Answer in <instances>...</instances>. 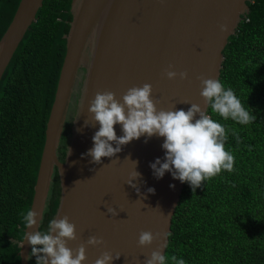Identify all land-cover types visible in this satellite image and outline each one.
I'll list each match as a JSON object with an SVG mask.
<instances>
[{
    "label": "water",
    "instance_id": "obj_1",
    "mask_svg": "<svg viewBox=\"0 0 264 264\" xmlns=\"http://www.w3.org/2000/svg\"><path fill=\"white\" fill-rule=\"evenodd\" d=\"M248 1L71 0L72 19L64 36L65 53L29 209L43 214L56 170L60 194L52 219L67 215L75 224L77 239L68 241V246L76 249L85 244L87 259L82 264H94L104 251L120 255L111 264H144L160 244L167 245L168 236H161L151 245L139 246V234L170 232L184 183L174 179L171 172H165L159 179L154 176L150 163L165 156L164 138L156 135L147 142L146 135L133 139L116 156L102 157L99 164L85 155L93 147L92 137L99 129L93 114L88 112L95 93L112 91L123 102L129 88L150 83L152 98L159 99L158 110L175 107L187 111L191 103L203 108L205 101L197 77L219 79L223 49L248 12ZM42 2L20 0L18 3L0 37V78L25 32L36 20ZM221 24L228 25L226 31L220 30ZM166 69L177 73L187 71L188 79L177 76L170 80L165 75ZM81 70L83 77L78 83ZM78 87L77 100L69 113L73 91ZM67 119L72 121L66 131L64 158L60 160L58 147ZM114 129L117 136L123 135L120 124L114 125ZM133 161L141 173L133 181L139 192L127 183L135 167ZM149 188L155 191L149 192ZM108 208L116 209L117 215L108 213ZM35 228L25 226L18 242L21 264H28L31 248L25 233ZM93 235L102 237L104 244L87 245Z\"/></svg>",
    "mask_w": 264,
    "mask_h": 264
},
{
    "label": "trees",
    "instance_id": "obj_2",
    "mask_svg": "<svg viewBox=\"0 0 264 264\" xmlns=\"http://www.w3.org/2000/svg\"><path fill=\"white\" fill-rule=\"evenodd\" d=\"M20 0H0V37ZM228 37L219 80L256 116L248 125L207 113L227 130L234 170H222L193 194L184 182L175 207L165 255L186 264H264V0ZM72 19L71 0H43L0 78V264H21L18 242L30 208L45 128ZM236 129L240 143L232 134ZM66 131L58 147L66 150ZM60 194L54 170L39 225L46 231ZM30 264L36 257L30 256ZM166 264H173L169 259Z\"/></svg>",
    "mask_w": 264,
    "mask_h": 264
},
{
    "label": "clouds",
    "instance_id": "obj_3",
    "mask_svg": "<svg viewBox=\"0 0 264 264\" xmlns=\"http://www.w3.org/2000/svg\"><path fill=\"white\" fill-rule=\"evenodd\" d=\"M219 27L223 32L227 30L228 25L221 24ZM171 67L170 65L169 68ZM165 75L170 80L176 79L177 76L181 80L188 79L187 71L177 73L166 69ZM197 79L200 80V95L204 98V107L191 103L187 111L177 110L175 107L158 110L159 99L152 98L153 87L150 83L129 88L122 97L123 102L118 100L112 91L96 92L90 101L88 112L93 114L92 119L99 124V129L92 137L93 147L85 155L90 156L92 162L99 164L102 157L116 156L122 146L133 139L146 135L147 142V139L156 135L164 138L162 148L165 150L163 160L158 157L150 163L157 179L162 178L165 172H171L174 179L189 183L194 194L197 188L202 187L204 181L215 177L222 170L233 171L235 157L225 147L227 130L207 113V108L210 107L212 113L218 114L224 120L231 119L241 125L251 124L256 120V116L245 108L234 90L231 87L226 89L218 78H206L201 75ZM85 124L87 125L86 121ZM116 124L122 126L123 135L117 136L114 129ZM232 134L237 143H240L238 131L232 129ZM133 162L135 167L127 183L139 192L133 181L138 180L141 173L136 170L137 162ZM148 191L155 190L149 188ZM107 211L112 216L117 215L114 208H108ZM20 215L26 228L36 226L34 231L25 233V239L31 245L30 256L36 257V264H82L87 259L85 244H80L76 249L68 246V241L76 240L77 234L75 224L69 221L67 215L50 220L47 230L43 232L38 230L42 215L40 211L31 208L26 212L21 211ZM170 235L169 232L153 234L151 231H141L138 245H151L161 236L166 238ZM86 243L98 246L104 244V240L93 235ZM165 247L166 243L160 244L145 259L144 264H166L169 259L173 264H186L183 258L166 256L163 251ZM119 256L104 251L94 264H111V261Z\"/></svg>",
    "mask_w": 264,
    "mask_h": 264
},
{
    "label": "flooded vegetation",
    "instance_id": "obj_4",
    "mask_svg": "<svg viewBox=\"0 0 264 264\" xmlns=\"http://www.w3.org/2000/svg\"><path fill=\"white\" fill-rule=\"evenodd\" d=\"M5 69H6V68H5ZM82 77H83V70H81V73H80V75H79L78 83H81ZM73 92H74L75 96H74L73 99H72V102H71V105H70L69 113H70L71 110L74 108L75 102H76L77 97H78L79 87H78V88H75ZM71 121H72V120H70V119H67V120L65 121L64 129H67V130H68V128H70ZM67 132H68V131H67ZM50 189H51V184H50V188H49L48 194H49V192H50ZM47 197H48V196H47ZM47 199H48V198H47ZM30 253H31V248H30V250H29L28 264H30Z\"/></svg>",
    "mask_w": 264,
    "mask_h": 264
}]
</instances>
